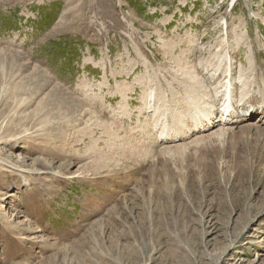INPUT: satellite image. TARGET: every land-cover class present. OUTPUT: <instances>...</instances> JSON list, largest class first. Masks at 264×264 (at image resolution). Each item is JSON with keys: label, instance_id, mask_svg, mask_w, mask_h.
<instances>
[{"label": "rangeland", "instance_id": "374dc122", "mask_svg": "<svg viewBox=\"0 0 264 264\" xmlns=\"http://www.w3.org/2000/svg\"><path fill=\"white\" fill-rule=\"evenodd\" d=\"M232 2L0 0V264H264V0Z\"/></svg>", "mask_w": 264, "mask_h": 264}, {"label": "bare ground", "instance_id": "6f19581e", "mask_svg": "<svg viewBox=\"0 0 264 264\" xmlns=\"http://www.w3.org/2000/svg\"><path fill=\"white\" fill-rule=\"evenodd\" d=\"M224 38H225V36H224ZM223 38V39H224ZM223 47V46H222ZM225 54V53H224ZM228 57H230V56H228ZM228 60V59H227ZM231 60H232V58H230V66L228 67V65L226 66V67H228V68H226L225 70H226V77H228V75H229V72L232 70V62H231ZM227 62V61H226ZM218 65V64H217ZM216 68V67H215ZM218 68V67H217ZM219 69V68H218ZM217 70V69H216ZM224 72V71H223ZM225 73V72H224ZM232 74V73H231ZM226 77H224V78H226ZM227 80V79H226ZM238 81H239V77H238ZM225 87V89L224 90H226V92L229 94V97L227 98V100H226V105H227V102H228V100L229 99H231L232 98V93H233V90H232V83L229 81V80H227V81H225V82H223V81H220L219 82V84H217V85H215L214 87H213V90L212 91H215L216 93H221V87ZM223 89V88H222ZM214 96V95H213ZM215 96H217V95H215ZM211 97V96H210ZM211 99V98H210ZM226 108H231V104L230 103H228V105H227V107ZM195 113V112H194ZM192 114V113H191ZM190 114V115H191ZM195 117V116H194ZM197 117V116H196ZM210 121V120H209ZM170 130V129H169ZM168 130V131H169ZM173 130V129H172ZM20 173V172H19Z\"/></svg>", "mask_w": 264, "mask_h": 264}]
</instances>
